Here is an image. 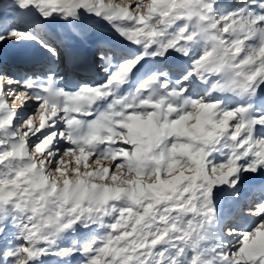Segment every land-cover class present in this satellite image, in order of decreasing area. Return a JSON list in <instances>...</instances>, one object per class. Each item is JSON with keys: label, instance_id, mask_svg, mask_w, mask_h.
<instances>
[{"label": "snow or ice", "instance_id": "snow-or-ice-1", "mask_svg": "<svg viewBox=\"0 0 264 264\" xmlns=\"http://www.w3.org/2000/svg\"><path fill=\"white\" fill-rule=\"evenodd\" d=\"M14 12L77 44L106 25L122 42H96L106 78L62 84L71 47ZM9 41L49 63L0 66V264H264V184L239 203L264 173V0H10Z\"/></svg>", "mask_w": 264, "mask_h": 264}, {"label": "rangeland", "instance_id": "rangeland-1", "mask_svg": "<svg viewBox=\"0 0 264 264\" xmlns=\"http://www.w3.org/2000/svg\"><path fill=\"white\" fill-rule=\"evenodd\" d=\"M237 0H220V3L227 6L229 3H235ZM0 3H10V0H0ZM11 15L16 17V23H23V25L33 30L36 34L46 39H52L59 45H61L65 35V28L59 21L52 23L44 22L37 16H30L26 13L14 12ZM9 16L8 23H12ZM90 25L97 28L96 33L92 35L85 43L77 44L74 41H65L71 49L74 51V56L70 58V61L76 65L80 57H86L85 54L91 53V57L96 60L95 50L96 42L98 39H102L104 43L111 47H118L121 45L120 38L106 25L97 24L95 21H89ZM83 50V51H81ZM89 50L91 52H89ZM93 60V61H94ZM49 63V59L46 54L40 49L39 45L32 41H25L22 43H16L9 41L8 43L0 45V66H3L11 73H39L43 70V67ZM96 63V61H94ZM60 66V63L58 62ZM94 65L93 69H90V73L86 75H80L68 69H60V75L64 74V80L62 84H66L69 88H73L77 83H99L102 82L107 74L101 70H97ZM68 71V72H67ZM264 184V173L258 174H244L242 183L239 185L241 193L240 204H245L250 199H257L260 196L259 186ZM222 212L225 216L229 213L235 212L233 201L228 199L226 202L222 201ZM245 228L247 224L243 225ZM86 229H78L76 234L71 232L64 234L63 243L65 245L72 243L73 240L80 238L81 232H86ZM79 256L76 257V261L73 264H77ZM46 264H58L55 257L46 258Z\"/></svg>", "mask_w": 264, "mask_h": 264}, {"label": "bare ground", "instance_id": "bare-ground-1", "mask_svg": "<svg viewBox=\"0 0 264 264\" xmlns=\"http://www.w3.org/2000/svg\"><path fill=\"white\" fill-rule=\"evenodd\" d=\"M63 41L65 42L64 38H63ZM64 42H63V43H64ZM89 52H91V51L89 50ZM59 63H60V62H59ZM79 66L82 67L83 65H79ZM60 68H61V67H60ZM61 69H62V68H61ZM63 75H64V74H62L61 76H63ZM239 203H240V202H239Z\"/></svg>", "mask_w": 264, "mask_h": 264}]
</instances>
